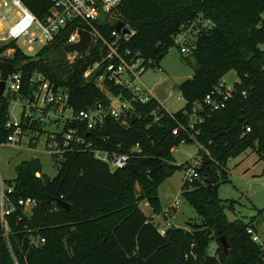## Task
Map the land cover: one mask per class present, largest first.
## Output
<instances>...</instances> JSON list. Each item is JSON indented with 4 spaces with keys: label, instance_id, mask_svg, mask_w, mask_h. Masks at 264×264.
I'll list each match as a JSON object with an SVG mask.
<instances>
[{
    "label": "trees",
    "instance_id": "1",
    "mask_svg": "<svg viewBox=\"0 0 264 264\" xmlns=\"http://www.w3.org/2000/svg\"><path fill=\"white\" fill-rule=\"evenodd\" d=\"M45 1L24 0L40 19L48 9ZM263 12L264 0H125L118 18L133 32L128 47L158 63L175 47L173 37L183 27L201 20L198 17L210 21L211 27L203 28L190 52L194 74L179 87L186 106L171 116L155 100L134 104L133 113L138 118L132 121L130 116L126 128L108 119L89 134L82 130L92 144L89 151L68 153L63 162L53 155L61 166L55 178L42 175L41 161L35 158L16 168L15 180H0V191L3 185L13 188L7 193L13 207L5 217L7 229L0 220V264H213L203 243L222 236L228 242L241 236L244 243L243 248L229 249L228 254L221 245L226 264H264V250L248 234V228L256 231V227L229 222L227 207L219 199L213 180L215 170L221 169L217 163L225 167L228 158H237L248 150L264 162ZM64 42L58 38L34 56L26 55L13 43L0 47V59L7 49H15L10 59L22 76L19 96L33 100L41 85L33 79L40 76L55 91L69 92V106L76 114L94 109L97 103L108 104L106 90L114 96L122 93L130 97L111 84L105 83L106 90H101L92 80L87 81L84 74L99 59L98 52L70 60L64 53ZM232 70L239 78L232 97L223 109L211 113L196 127L200 133L197 142L205 149L200 152L204 163L199 170L205 184L195 182L183 195L197 213L199 227L187 224L196 230L194 235L171 227L161 236L148 222L140 203L148 200L160 214L158 188L176 170L183 169L174 164L171 150L187 136L183 132L175 136L173 130L179 124L188 125L190 118L186 115L192 113L193 105L203 103ZM7 100L4 95L0 98V145L6 144L12 132L6 127ZM21 127L25 132L43 133L41 123L26 117L25 111ZM57 138L61 141L60 135ZM49 142L48 138L46 146ZM136 146L140 151L115 171L92 151L131 154ZM26 197L39 202L31 217L17 206L18 200ZM58 200L72 208H61ZM202 232L212 235L205 239ZM190 237L197 245L186 243ZM41 238L45 243L35 245L34 241ZM184 241L183 259L178 262L173 245Z\"/></svg>",
    "mask_w": 264,
    "mask_h": 264
},
{
    "label": "built area",
    "instance_id": "2",
    "mask_svg": "<svg viewBox=\"0 0 264 264\" xmlns=\"http://www.w3.org/2000/svg\"><path fill=\"white\" fill-rule=\"evenodd\" d=\"M125 0H46L47 12L42 19L38 18L25 4L24 0H0V47H6L15 44L19 47V40H23L29 47V52H33L32 45L35 43L47 45L50 42L62 38L66 46L78 44L81 41V31L90 34L91 44L86 53L90 55L97 51L99 59L85 72L84 78L87 81H93L101 90H106L105 83L117 87L120 91H127L130 97H124L121 93L114 96L106 90L108 104L97 103L94 109L89 111H80L75 113L69 106L70 94L67 90H54L49 83L42 77L37 76L34 82L41 85L34 94L33 100H26L25 115L34 121L43 125L45 118L53 113L54 118L63 121L64 129L60 133H53L49 136L48 150L52 155L58 156V162H63L65 155L77 150L89 151L92 144L86 141L82 130L87 134L91 133L97 127H103L108 119H114L121 122L126 128L127 119L133 114V105H146L152 101H158L153 91L143 82V76L149 71H155L157 74L163 71L160 62L149 59L146 60L139 52H135L128 47L133 32L129 35L118 32L116 25L121 22L118 18L119 8ZM49 6V7H48ZM202 27L199 23L193 22L185 26L174 37L175 47L180 49L182 54H189L196 46L197 37L201 34L203 28L211 27L210 21L203 22ZM113 28V29H111ZM35 29L38 32H32ZM15 52V49H7L6 52ZM23 52V51H22ZM25 53V52H23ZM26 54V53H25ZM27 55V54H26ZM82 55L77 53L68 54L70 60ZM10 59L12 57L5 56ZM9 95H18L22 89L21 73L16 71L6 82ZM5 89V90H6ZM234 91L233 85L223 81L214 91L209 93L203 103H195L191 114H185L190 118L188 125L179 124V128L173 130V135L178 136L181 132L185 133L187 138L183 139L180 145H186L188 142L196 143L197 136L200 134L196 127L205 122L210 114L220 111L226 105V102L232 97ZM173 94V91H170ZM44 105L47 116H34L38 109L40 100ZM180 100V99H179ZM168 114L167 109L159 102ZM36 109V110H34ZM42 109V110H43ZM41 110V112H42ZM209 110V111H206ZM67 111L71 112L68 116ZM159 120L158 118L156 119ZM11 134L6 143L14 144L24 135L20 121H13L6 125ZM247 131H251L247 128ZM61 136V141L57 138ZM177 147L172 148L173 153ZM203 149V148H202ZM95 157L108 164L112 171L122 169L131 159L133 153L140 151L136 146L131 154L110 153L101 150H92ZM201 162L193 160L184 167V185H192L201 179ZM13 188L6 189L2 186L0 191V220L5 228H8L5 220L6 215L13 211L12 204L9 202L7 193H12ZM39 202L33 197L20 198L17 206L27 213H31L38 206ZM146 206H149L147 203ZM179 203L176 202L169 210L163 213L166 223L171 218L172 210H177ZM159 214L152 213L148 217V222L156 226L161 236L167 234V230L172 227L170 223L161 225L159 223ZM251 239L257 243L259 237L253 228L248 229ZM45 243V239H37L35 245Z\"/></svg>",
    "mask_w": 264,
    "mask_h": 264
},
{
    "label": "rangeland",
    "instance_id": "3",
    "mask_svg": "<svg viewBox=\"0 0 264 264\" xmlns=\"http://www.w3.org/2000/svg\"><path fill=\"white\" fill-rule=\"evenodd\" d=\"M262 19L264 20V12L262 13ZM197 23L203 22L201 17H198ZM32 32H38L33 29ZM3 44V43H0ZM19 47L29 56L36 55L43 45L35 43L32 45L33 52H29V47L23 40H19ZM264 50V45L261 46ZM5 56L13 57V52H5ZM161 67L163 71L157 74L155 71H149L146 73L142 80L153 91L154 96L158 101L167 109L171 114L178 113L185 108L186 102L179 89L180 85L190 79L194 74V59L191 54H182L177 47L172 48L169 53L161 61ZM225 82L229 85H234L239 82V78L235 70H232L224 78ZM173 91V94H170ZM9 96V97H8ZM4 97L7 98V124L13 121H20L22 118L23 110L25 109L26 100L28 98L21 97L19 95H9L8 88L4 92ZM180 99V100H179ZM42 99L39 102L38 109L33 111L34 116H47ZM43 109V110H42ZM42 110V112H41ZM68 116H71V112L67 111ZM55 115L51 113L49 118H45L43 121L42 129L43 133L34 131L24 132V135L19 138V141L14 144L0 145V180L13 181L16 179V168L24 161L30 159H39L42 164V175L46 178H55L60 170V167L54 160L53 155L48 150L47 141L51 134L60 133L63 131V121L54 118ZM49 145V143H48ZM205 151L203 148H199L196 143H190L186 145H180L173 152L176 166L184 167L193 160H198L201 165L204 163V157L200 153ZM225 167H222L217 163L221 169L216 171L213 180L218 185V197L223 201V205L227 207L226 215L229 222L234 225H254L256 227V233L259 237L257 245L264 250V162L260 161L257 153L252 150H248L237 158H228ZM176 170L171 177L166 179L158 188L160 216L159 222L161 225L170 223L178 229H185L190 232V235L196 231L194 228H189L188 223L193 226L199 227V217L195 210L191 207L188 201L185 199L183 192L187 189L191 190L192 186H186L183 191L184 185V170ZM40 177V175H38ZM199 185L205 184L201 178L198 181ZM176 202L179 203L177 210H172L171 218L166 223L163 213L169 210ZM149 206H146V204ZM140 209L146 217L155 213V208L148 201L145 200L140 203ZM262 214V215H261ZM156 226H159L157 224ZM249 229V228H248ZM202 237L210 238L211 232H202ZM210 233V234H209ZM243 235V234H242ZM219 237H216L209 242H204L206 245V255L213 260V264H226L227 261L222 258V247L219 243ZM189 242H194L197 245V241L189 238ZM184 242H177L173 245L175 251L176 260L180 262L183 258L182 247ZM230 252L232 250H240L243 248V239L240 237L230 241ZM12 256L15 258V254L8 245Z\"/></svg>",
    "mask_w": 264,
    "mask_h": 264
},
{
    "label": "water",
    "instance_id": "4",
    "mask_svg": "<svg viewBox=\"0 0 264 264\" xmlns=\"http://www.w3.org/2000/svg\"><path fill=\"white\" fill-rule=\"evenodd\" d=\"M116 29L118 32H121L124 35H129L131 32L126 27L124 22H119L116 25ZM81 41L78 44L66 46L64 49L65 54H74L77 53L78 55H83L86 53L91 44V36L90 34L81 31ZM15 70V62L12 59H0V98L3 97L5 89H6V82L8 81L9 77L13 74ZM3 106L0 105V114L2 113ZM137 115L135 113L132 114V121L137 120ZM58 205L61 208L66 210H70L72 207L70 204L63 200L57 201ZM28 217H31V213H27ZM210 234V233H209ZM219 242L221 243L225 254H228L230 249V244L225 236L219 238Z\"/></svg>",
    "mask_w": 264,
    "mask_h": 264
},
{
    "label": "crops",
    "instance_id": "5",
    "mask_svg": "<svg viewBox=\"0 0 264 264\" xmlns=\"http://www.w3.org/2000/svg\"><path fill=\"white\" fill-rule=\"evenodd\" d=\"M223 81H225V80H223ZM150 216H151V215H150ZM150 216H148V217H150ZM159 216H160V214H159ZM164 218H165V217H164ZM158 220H159V218H158ZM165 220H166V219H165ZM159 223H160V222H159ZM172 227H175V226L172 225ZM175 228H176V227H175Z\"/></svg>",
    "mask_w": 264,
    "mask_h": 264
}]
</instances>
